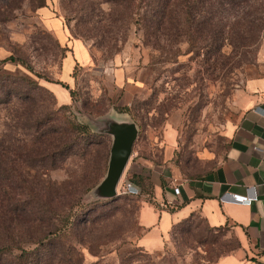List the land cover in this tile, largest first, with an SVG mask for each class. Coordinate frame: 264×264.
Returning a JSON list of instances; mask_svg holds the SVG:
<instances>
[{"label": "rangeland", "instance_id": "rangeland-1", "mask_svg": "<svg viewBox=\"0 0 264 264\" xmlns=\"http://www.w3.org/2000/svg\"><path fill=\"white\" fill-rule=\"evenodd\" d=\"M260 3H254L252 14L264 20ZM39 4L0 0V76L29 78L41 86L25 89L31 101L15 96L9 104H0V154L11 142V165L36 192L46 183L63 184L58 200L62 209L65 193L75 186L77 199L82 200L75 212L88 219L81 226L82 241L75 243L85 263L217 264L236 252L241 243L234 231L207 235L209 228L201 218L197 223L205 238L170 234L158 250H145L140 246L144 194L132 197L123 192L126 184H134L130 172L145 175L148 192L153 170L166 182L188 180L203 176L226 156L238 93L249 81L264 79V27L245 47L228 46L212 57L204 51L197 56L185 43L168 46L162 32L160 43L165 47L157 51L143 43L134 26L125 37L123 4L105 0H47L40 8ZM113 18L118 19L114 27ZM73 48L82 64L64 83V60ZM11 56L25 64L4 62ZM48 86L60 88L61 99L64 92L72 93L67 116L101 136L86 159L72 157L57 170L32 168L21 158L28 148L26 140H32L26 123L33 116L51 114L58 123L62 119L63 112L58 111L63 105ZM0 100H5V93L0 92ZM110 123L135 124L138 137L117 195L107 198L101 187L113 145ZM49 184L45 192L54 198ZM84 186L91 189L84 193Z\"/></svg>", "mask_w": 264, "mask_h": 264}, {"label": "trees", "instance_id": "trees-1", "mask_svg": "<svg viewBox=\"0 0 264 264\" xmlns=\"http://www.w3.org/2000/svg\"><path fill=\"white\" fill-rule=\"evenodd\" d=\"M11 1L40 2L39 8L44 7L47 2V0ZM105 2L123 4L125 37L128 36L130 27L134 26L136 32L142 33L143 43L154 51L165 47L160 43L159 35L162 32V36L167 38L168 46L174 48L173 46L185 43L190 52L197 56L204 51L212 57L228 46L245 47L250 41L255 40V35H259L264 27V20L261 17L254 19L252 14L254 3L261 2L260 4L264 6V0H105ZM117 22L118 19L113 18L111 26L114 27ZM7 61L25 64L13 56L4 60ZM77 66L78 63L74 71ZM37 77L42 78L38 75ZM57 84L68 90V86L62 82ZM27 88L41 89V86L29 78L19 80L10 76H0V92L5 93V100H0V104H9L15 96L31 101L33 98L25 92ZM51 94L54 93L51 91ZM70 94L72 96V93ZM55 98L57 99L56 96ZM69 108V105L60 107L58 112H63V115L59 123L50 117L51 114H46L42 118L33 116L26 123L27 135L33 133L30 136L32 140H26L24 144V147L28 148L21 158L23 157L30 167L57 170L72 157L86 159L92 148L99 144L101 136L94 134L90 125L80 124L67 116ZM52 121L54 122L51 123ZM18 128L21 130L20 125ZM38 135L40 136L37 137ZM30 144H33V149L32 146L29 147ZM10 149L12 145L8 142V149L0 154V264H86L75 246L76 242L82 241L85 233V228L82 231L81 226L88 222L83 214L75 212V208L82 202L81 199H77L78 190L75 186L67 190L66 206L62 209L58 205V200L61 198L63 184H45V186L49 184L53 194L51 196H55L54 198L47 195L45 192L47 187L43 185L40 191L36 192L25 180L16 175L17 170L11 165L13 151ZM131 179L142 189L143 194L152 196L151 182L150 191H144L146 184L144 176L133 175ZM17 189H20V192ZM90 189L89 186H84L82 192L86 193ZM113 201L115 200L102 204V207L106 208ZM200 218L206 222L199 214H193L176 224L171 232L172 237L185 235L205 238V234L199 231L197 220ZM207 226L209 228L207 235L227 229L211 228L208 224Z\"/></svg>", "mask_w": 264, "mask_h": 264}, {"label": "crops", "instance_id": "crops-1", "mask_svg": "<svg viewBox=\"0 0 264 264\" xmlns=\"http://www.w3.org/2000/svg\"><path fill=\"white\" fill-rule=\"evenodd\" d=\"M72 50L64 60V83H68L77 63L82 64L76 48ZM48 89L61 105L71 104L69 92L61 99L60 88ZM237 106V117L228 127L229 149L215 168L201 177L172 182L154 170L149 175L153 193L143 195L140 209L145 232L140 246L145 250H158L176 224L199 214L211 228L234 231L241 243L236 252L217 264H264V79L249 81L238 93ZM129 175L145 176L139 172ZM174 187H180V195H175ZM229 195L253 199L237 203Z\"/></svg>", "mask_w": 264, "mask_h": 264}, {"label": "water", "instance_id": "water-1", "mask_svg": "<svg viewBox=\"0 0 264 264\" xmlns=\"http://www.w3.org/2000/svg\"><path fill=\"white\" fill-rule=\"evenodd\" d=\"M108 133L114 136L111 148L108 176L102 184L101 191L105 197H115L117 186L132 157L138 137L135 124H108Z\"/></svg>", "mask_w": 264, "mask_h": 264}, {"label": "built area", "instance_id": "built-area-1", "mask_svg": "<svg viewBox=\"0 0 264 264\" xmlns=\"http://www.w3.org/2000/svg\"><path fill=\"white\" fill-rule=\"evenodd\" d=\"M180 187H174V193L175 195H180ZM124 194L126 195H130V196H140L141 195V190L135 186L132 183H128L125 185L124 187ZM230 198H233L234 201H236L237 203H250L252 201L253 198H250L248 196H227Z\"/></svg>", "mask_w": 264, "mask_h": 264}]
</instances>
